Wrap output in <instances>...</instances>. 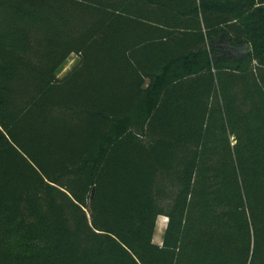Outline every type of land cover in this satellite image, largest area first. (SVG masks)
I'll use <instances>...</instances> for the list:
<instances>
[{
  "label": "trees",
  "instance_id": "trees-1",
  "mask_svg": "<svg viewBox=\"0 0 264 264\" xmlns=\"http://www.w3.org/2000/svg\"><path fill=\"white\" fill-rule=\"evenodd\" d=\"M0 264H264V0H0Z\"/></svg>",
  "mask_w": 264,
  "mask_h": 264
},
{
  "label": "rangeland",
  "instance_id": "rangeland-1",
  "mask_svg": "<svg viewBox=\"0 0 264 264\" xmlns=\"http://www.w3.org/2000/svg\"><path fill=\"white\" fill-rule=\"evenodd\" d=\"M79 58L77 55L72 54L65 64L61 67V69L58 72V77L62 78L64 77L73 67L74 65L78 62ZM168 219L165 216H160L157 221V227H156V232L154 236V242L156 244L161 245L163 242V235L164 231L167 225Z\"/></svg>",
  "mask_w": 264,
  "mask_h": 264
}]
</instances>
